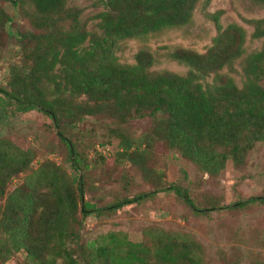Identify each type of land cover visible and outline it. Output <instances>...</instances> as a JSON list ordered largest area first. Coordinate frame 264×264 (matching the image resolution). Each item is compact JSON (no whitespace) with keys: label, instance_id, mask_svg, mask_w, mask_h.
Wrapping results in <instances>:
<instances>
[{"label":"trees","instance_id":"trees-1","mask_svg":"<svg viewBox=\"0 0 264 264\" xmlns=\"http://www.w3.org/2000/svg\"><path fill=\"white\" fill-rule=\"evenodd\" d=\"M4 1L18 8L30 29L18 32L0 11V31L12 42L11 49L6 46L12 53L8 77L0 86V260L22 254L25 264H207L189 235L158 228L145 229L140 243L121 233L84 241L87 218L111 216L159 190L173 192L197 216L222 208L174 185L97 207L84 197L90 195L91 163H98L88 161L76 128L87 119L103 125L118 141L116 162L146 180L160 179L148 167L156 143L207 180H216L228 162L241 169L262 148L264 158V44L244 56V29L223 27L222 12H216L209 16L216 34L204 53L177 48L167 54L187 69L184 74L155 71L147 50L137 52L133 64L121 63V44L188 27L196 8L213 0H97L98 12L90 18L70 0ZM248 1L264 9V0ZM248 23L251 40L264 42V20ZM243 57L237 72L234 65ZM225 69L240 76L241 85ZM32 111L50 120L48 132L57 144L45 146L62 158L60 164L45 160L31 170L37 151L2 135L10 115ZM136 121L148 126L135 137L129 132ZM20 175L22 183L7 191ZM253 204L264 205V196L224 209Z\"/></svg>","mask_w":264,"mask_h":264},{"label":"rangeland","instance_id":"rangeland-1","mask_svg":"<svg viewBox=\"0 0 264 264\" xmlns=\"http://www.w3.org/2000/svg\"><path fill=\"white\" fill-rule=\"evenodd\" d=\"M70 3L80 8L85 18L92 17L99 9L97 0H70ZM0 11L12 18V27L18 32L30 29L29 23L21 18L18 8L9 2L0 0ZM216 12H222L219 23L223 27L236 24L244 29V56L261 49L264 42L251 40L252 27L248 22L264 20V9L254 6L248 0H213L207 8H203L202 4L196 8L188 27L165 31L145 41L125 42L116 55L121 63L133 64L135 54L147 50L155 58L152 70L184 74L187 69L171 62L167 54L177 48L204 53L216 34L215 25L209 17ZM8 44V49H11L12 42L0 31V86L5 85L8 77L7 59L12 56L11 52L7 53L10 51L6 47ZM243 59L234 65L237 72H240ZM224 73H228L241 85L240 76L226 69ZM10 110H13V106H10ZM49 126L50 120L36 111L14 113L1 132L15 145L37 151V158L31 165V170H35L45 160L58 164L62 162L61 157L49 153L45 146L47 141L57 144V140L48 132ZM147 126V121L133 122L129 134L136 137ZM76 129L88 161L95 160L98 163L97 166L91 163L87 185L90 195L84 197L97 207L110 204L120 195L133 198L152 191L158 185L160 188L174 185L188 187L199 197L215 200L219 208H222L206 216H197L173 192L159 190L141 204L125 207L111 216L87 218L82 231L84 241L100 240L109 233H121L131 242L140 243L144 240L145 229L158 228L189 235L201 246L207 264H264V205L253 204L238 211L224 209L249 198L264 196L263 148L253 154L243 168L236 169L228 162L216 180H207L205 176L201 178L192 166L183 163L177 155L167 151L162 144L156 143L148 167L155 171V175L159 174L160 179L155 176L146 180L129 164L116 162L118 141L109 137L103 125L87 119ZM98 156L104 158V162H99L96 158ZM65 170L72 174L68 167ZM23 177L20 175L15 178L7 191L19 186ZM0 264H25V258L22 254H15L4 262L0 260Z\"/></svg>","mask_w":264,"mask_h":264}]
</instances>
